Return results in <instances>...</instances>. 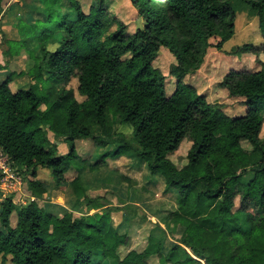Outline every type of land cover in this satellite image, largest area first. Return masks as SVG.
I'll use <instances>...</instances> for the list:
<instances>
[{
  "label": "trees",
  "instance_id": "obj_1",
  "mask_svg": "<svg viewBox=\"0 0 264 264\" xmlns=\"http://www.w3.org/2000/svg\"><path fill=\"white\" fill-rule=\"evenodd\" d=\"M124 1L140 21L135 30L108 10L109 0H90L87 11L80 0H41V19L21 23L20 40L5 42L11 58L26 52L32 65L18 75L33 83L13 91V74L0 80V149L15 173L28 177L31 197L46 193L37 176L48 169L78 204L102 213L57 216L34 200L16 204L0 194V264L8 257L11 264H150L155 257L160 264H264V43L231 49L237 59L253 55L259 69H230L218 83L243 113L231 115L235 102L209 103L185 83L202 65L210 39L220 50L233 37L237 5L257 16L264 38V0ZM160 48L175 59L168 75L153 66ZM71 80L80 100L67 88ZM116 123L131 129L132 141ZM47 132L62 139L65 154L56 152ZM80 141L93 144L84 156ZM184 143L178 167L170 156ZM119 156L144 163L161 177L164 195L176 194L175 210L159 222L172 233L180 228L165 256L153 237L159 223L142 250L122 253L129 231L120 234L110 217L119 208L91 197L76 167L95 173ZM135 219L147 221L135 215L128 229Z\"/></svg>",
  "mask_w": 264,
  "mask_h": 264
},
{
  "label": "rangeland",
  "instance_id": "obj_2",
  "mask_svg": "<svg viewBox=\"0 0 264 264\" xmlns=\"http://www.w3.org/2000/svg\"><path fill=\"white\" fill-rule=\"evenodd\" d=\"M64 2L66 0H63ZM83 3L84 10L87 11L90 4V0H80ZM41 0H4L2 8L0 9V64L7 65L4 71L0 72V80H3L8 75L13 74V83L11 84L12 90L17 88H26L28 85L33 83L29 76L18 75L21 72L28 71V68L32 65L31 61H28L26 52L22 49L19 54L14 57H10L8 50L9 44L6 41H19L20 40V24H32L37 19H41L40 7ZM133 8V7H132ZM236 17H235V29L233 37L227 41L220 50H217L214 45L217 43V39H210L208 48L206 49V54L202 65L199 70L193 75H189L185 78V83L194 86L200 94L205 95L209 103L220 102L224 104L234 103L233 109H231V115H239L243 113L241 108H238V103L236 100L228 99L224 93L218 90V83L221 82L223 76L230 69L237 68H248L251 71L259 69V64L255 61V58L251 54L242 55L239 59L229 55L230 50L242 46L244 44H251L255 47H259L264 43V38L258 26V18L252 14L245 6L239 4L236 7ZM108 10L115 14L118 18H121L124 23L128 24L130 28L134 27V30L139 26V19L133 12H136L133 8V12L127 6L124 0H109ZM8 20V26L10 32L6 35L2 32V21L3 19ZM158 58L154 62V67L158 68L163 74L168 75L169 67L171 64L175 63L173 56L165 48H160L158 52ZM77 86L76 80H71L67 88L74 90L75 97L80 100L79 96L75 93ZM55 89L58 91L61 89L60 84H56ZM174 87V80L167 78V91L170 93ZM43 109V107H42ZM233 112V113H232ZM115 130L118 132H123L125 138L128 141H132V131L129 127L121 126L119 123L115 124ZM262 137L264 138V125L262 130ZM47 138L50 144H56V152L58 154H65L67 152V146L62 142V139H55L51 133L47 132ZM188 143H184L181 148L174 154L170 156V159L178 166L181 167L185 162V153L188 149ZM93 144L91 141H80L78 142V152L83 155L88 151H91ZM84 156V155H83ZM111 158V157H110ZM127 161H117V165L125 162L122 167H114L112 169H106V166L101 167L99 172V178H93L95 173L88 172L87 169L83 168L81 165L76 167L80 169L84 175V179L88 184V188L93 191L91 197H99L101 201L105 202L106 205L111 207L124 205L119 207L124 213L125 217L122 221L125 222L126 229L124 233L129 231V243L126 248L121 251L126 252L127 249L142 250L146 245L147 236L149 231L152 229L157 221L160 222L164 214L172 210L175 204V192H168L167 195L163 194L164 186L161 177H158L155 181L147 182L148 171L144 163L128 157ZM131 163V169L129 165ZM74 167V169L76 168ZM98 172V171H97ZM75 174L72 172V175ZM120 176L128 178L129 183L122 182ZM28 177L20 175L16 176L13 173L5 175L0 173V194L1 197L13 196L14 202L16 204H24L29 200H34L37 204L44 210H50L52 208H47L44 206L61 204L73 208V201L76 200L70 191L65 189L63 186L55 185L52 180L51 171L48 169H39L37 180L46 183L47 190L53 191L50 196L46 193L40 199H35L31 197L28 187L26 184V179ZM248 176L243 177L241 180L246 181ZM102 183V185H95V182ZM134 182V184H133ZM46 190V192H47ZM133 190V192H132ZM120 193H118V192ZM123 195H127L128 198H123ZM0 199V201L2 200ZM53 202V204L51 203ZM56 202V203H54ZM155 211V216L157 221L152 222L150 220L151 213L148 211ZM166 210V211H164ZM119 211V210H118ZM113 212V222L117 224L119 221L120 212ZM55 212V211H54ZM56 211L55 213H59ZM74 216H79V214L74 213ZM145 215L147 218L146 222L139 221L135 219L132 221L130 229H128V220L133 216ZM16 220L15 213L10 217L12 222ZM117 221V223L115 222ZM242 227L247 230L248 226L241 219ZM160 224V223H159ZM163 226L160 224V227ZM164 227V226H163ZM157 239L160 240V248L162 255L165 256L169 249L176 243L177 237L180 236V228H177L172 232H164L163 230H157ZM155 245H151L153 248ZM6 264H11L10 258L8 257ZM1 262V258H0ZM150 264H160L157 258H153ZM198 264H204L200 261Z\"/></svg>",
  "mask_w": 264,
  "mask_h": 264
},
{
  "label": "crops",
  "instance_id": "obj_3",
  "mask_svg": "<svg viewBox=\"0 0 264 264\" xmlns=\"http://www.w3.org/2000/svg\"><path fill=\"white\" fill-rule=\"evenodd\" d=\"M13 1H17V0H13ZM1 29H2V32L4 34H6V35L10 32L9 26H8V20H6V17L2 21V27H1ZM1 65H4V64H1ZM118 160H120V161H127V160H129V158L127 156H119V157H115V158H108L106 160V163H105L106 169H112L113 167H114V169H116V167H122L125 162H122V163H120V165H117V161ZM126 163L131 168L132 164L131 163L129 164L128 162H126ZM131 169H133V168H131ZM144 171H147V170H144ZM100 174H101V172H99V171L98 172H95V174L93 175V178H99V175ZM146 177H147V182L148 181L149 182L150 181L152 182V179H154L155 181H157L156 179H158L159 176H151L150 174H147ZM162 183H163V181H162ZM43 184H44V186H46V183L43 182ZM133 184H134V182H133ZM95 185H102V183H97V181H96L95 182ZM50 189L51 188H49L47 190V187H46V190H47L46 195H48V196H50V194L53 193V191H51ZM89 191H90V194L93 193V191L91 189H89ZM132 192H133V190H132ZM118 193H120V192H118ZM122 197L123 198H126V197L128 198L127 195H123ZM73 202H74L73 203L74 206H73L72 209H70L69 207L63 205L62 200H61V204H59V203L58 204H53V202H51L53 205H47V206H44V207H46L45 209L52 208V209L46 210V211L47 212H50V213H52L54 215H57V216L58 215H62V214L67 213V212H71L72 214L77 213V214H79V216H83V215H85V216L86 215L92 216L94 214H101L102 213V210H90V211H87L86 208L83 205L78 204L76 200H74ZM54 203H56V202H54ZM123 206L124 205H119V206H115V207L116 208H119V207H123ZM175 208H176V205L174 204V208L172 210H169V211H173V210H175ZM60 210H61V212L55 213L56 211H60ZM148 211L151 213L150 220L152 222L157 221V218L155 216V211H151V210H148ZM164 211H166V210H164ZM169 211H167V212H169ZM118 212H120V214H119V220H121V221H119L118 223H117V221H115L117 223L115 225L117 227L118 232L120 234H123L124 231H125V229H126V226H124L125 225V222L122 221L124 219V217H125V213L121 209H119ZM112 214L113 213L110 214V217L113 220ZM157 222L159 223V221H157ZM161 230H163L164 232H167L168 233V230H166L163 226H161ZM156 235H157L156 233H153V237L154 238H157ZM177 238H179V237H177Z\"/></svg>",
  "mask_w": 264,
  "mask_h": 264
},
{
  "label": "built area",
  "instance_id": "obj_4",
  "mask_svg": "<svg viewBox=\"0 0 264 264\" xmlns=\"http://www.w3.org/2000/svg\"><path fill=\"white\" fill-rule=\"evenodd\" d=\"M0 173H3L5 175H8L9 173H13L16 176L20 177V175H17L15 171L11 168L8 158L1 149H0Z\"/></svg>",
  "mask_w": 264,
  "mask_h": 264
}]
</instances>
